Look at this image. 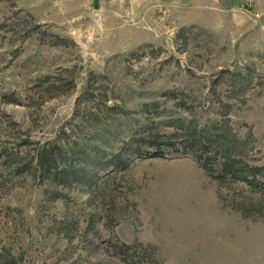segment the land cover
Instances as JSON below:
<instances>
[{"label": "rangeland", "instance_id": "obj_1", "mask_svg": "<svg viewBox=\"0 0 264 264\" xmlns=\"http://www.w3.org/2000/svg\"><path fill=\"white\" fill-rule=\"evenodd\" d=\"M0 264H264V0H0Z\"/></svg>", "mask_w": 264, "mask_h": 264}, {"label": "trees", "instance_id": "obj_2", "mask_svg": "<svg viewBox=\"0 0 264 264\" xmlns=\"http://www.w3.org/2000/svg\"><path fill=\"white\" fill-rule=\"evenodd\" d=\"M193 129V131H188L186 135L183 138L182 146L183 149L188 152L190 150L194 151L196 155H199L197 158L198 160L203 161L204 165L208 168V170H212L209 168V164H211V157L206 156L203 157V154H208L210 151H214V156L216 153L223 152V151H229V148L226 147L223 143V140L219 136V134L216 131H211L209 128L205 127L202 129V131H199L201 129H198L197 126ZM152 144L155 145V153L154 155H160L164 156L163 152V144H167L175 148V142L174 141H160L159 139H156L155 141H152ZM53 148L58 149V145L54 146ZM37 166L43 170L48 171L49 174L54 171H58L61 164H59V158L58 155H55L54 149L51 148H44V150L40 151L37 154ZM243 168L238 166L237 167V161L233 160L229 157H226V161H224L223 164V171L225 175H229L232 178H238L241 174ZM48 174V175H49ZM125 247L129 248V245L126 243H123Z\"/></svg>", "mask_w": 264, "mask_h": 264}]
</instances>
